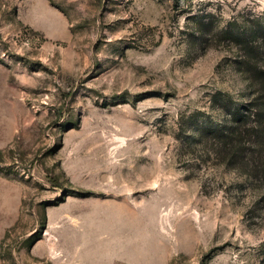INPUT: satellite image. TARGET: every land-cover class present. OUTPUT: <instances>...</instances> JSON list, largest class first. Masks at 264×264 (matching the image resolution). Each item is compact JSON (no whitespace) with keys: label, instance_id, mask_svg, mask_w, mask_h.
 <instances>
[{"label":"rangeland","instance_id":"obj_1","mask_svg":"<svg viewBox=\"0 0 264 264\" xmlns=\"http://www.w3.org/2000/svg\"><path fill=\"white\" fill-rule=\"evenodd\" d=\"M259 69L264 0H0V264H264Z\"/></svg>","mask_w":264,"mask_h":264},{"label":"trees","instance_id":"obj_2","mask_svg":"<svg viewBox=\"0 0 264 264\" xmlns=\"http://www.w3.org/2000/svg\"><path fill=\"white\" fill-rule=\"evenodd\" d=\"M258 72V75L253 77L255 84L258 86V96L256 102L252 105L258 110L257 114L259 115L254 119L251 132L250 128L243 127L245 122V118L243 116L248 115H241L242 119L236 122V111H231V115L233 116L228 119V126L226 124H222L218 126L215 125L210 128L217 134H220L219 137L223 142L222 145L228 146L227 152L229 153V157H227V161L236 162L244 152L250 151V153L254 156V159L258 160L255 162L253 167L255 170L259 168V159H261V161L264 159V69H259ZM254 114H256V112ZM260 115L262 117H259ZM250 133L254 135V138L251 141V147H247L244 144L243 138L246 134Z\"/></svg>","mask_w":264,"mask_h":264}]
</instances>
